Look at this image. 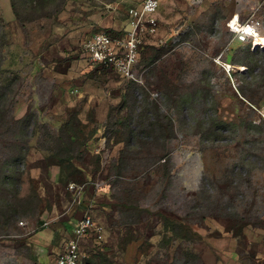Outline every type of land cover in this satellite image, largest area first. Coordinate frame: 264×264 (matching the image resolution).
<instances>
[{
    "label": "rangeland",
    "instance_id": "1",
    "mask_svg": "<svg viewBox=\"0 0 264 264\" xmlns=\"http://www.w3.org/2000/svg\"><path fill=\"white\" fill-rule=\"evenodd\" d=\"M141 1L0 0V114H32L39 130L22 146L27 162L0 169V264H54L84 215L91 263L264 264V51L227 28L237 14L264 36V0H161L143 83L129 86L93 67L82 43L121 36ZM72 112L94 119V175L62 184L67 200L52 203L41 160L53 154L36 141L45 129L44 148L59 150ZM3 123L0 155L21 135Z\"/></svg>",
    "mask_w": 264,
    "mask_h": 264
},
{
    "label": "built area",
    "instance_id": "2",
    "mask_svg": "<svg viewBox=\"0 0 264 264\" xmlns=\"http://www.w3.org/2000/svg\"><path fill=\"white\" fill-rule=\"evenodd\" d=\"M161 0H142L139 5L130 7L127 11L128 21L121 36L113 37L107 31H101L87 37L82 43L83 55L94 66L111 70L123 80L134 85H142V74L137 72L140 47L150 40L157 31L156 12ZM260 22L256 19L241 21L236 14L227 22V28L232 37L240 43H247L251 51H264V36L258 28ZM76 192L81 187L69 185ZM20 225L24 226L23 222ZM43 225H47L46 222ZM93 221L87 215L81 217L74 225L75 238L66 243L63 252L56 258L54 264H91L84 260L80 240L93 230Z\"/></svg>",
    "mask_w": 264,
    "mask_h": 264
},
{
    "label": "trees",
    "instance_id": "3",
    "mask_svg": "<svg viewBox=\"0 0 264 264\" xmlns=\"http://www.w3.org/2000/svg\"><path fill=\"white\" fill-rule=\"evenodd\" d=\"M258 30L260 32V28H258ZM107 33L111 34L110 31H107ZM141 48L142 45L140 49ZM93 67H96L97 69H100L107 73L111 71L108 69L101 68L99 66L93 65ZM127 84H129V86H134V84L131 82ZM30 118L32 119V123L29 121ZM33 120H34V115L32 114L29 115L27 114L24 118L21 119L11 117L9 121L6 120L5 111L0 114V124L4 122L3 124H6L7 129H10L14 132H15L14 129H16L19 126L21 131L20 136L19 134H16L18 137H15V134H10L8 136L9 140H11V143H7L6 147L8 149L6 148L5 151H1L0 169L7 165L12 166L17 162L19 163L21 162L22 164H24V162H27L25 160L29 150L28 148L23 149L22 146H24L26 143H29L31 139L33 140L35 134L39 133V130L35 132L34 127H36L37 124ZM165 120L168 121V123L170 122L168 117H165ZM93 122L94 119L91 118V116H88L84 120H80L76 116L75 112L69 114V119L63 122L64 126L60 132L62 136L60 135L61 139L59 141V142H63L61 143L62 144L61 146H64L66 148L60 146V149L56 151L48 146L47 148H44L46 147L44 141H46V138H49V135L45 132V129H44L45 135L40 134V138H38L39 140L36 141V145L40 146V149H42L43 151H45V149H48L49 152L53 154L52 155L53 157H50L49 160H45L44 157L41 160L42 162L41 172H42L43 181L46 184V186L49 187V191L53 192L54 194L55 200H52V203H57L58 201L61 203L62 199L67 200L66 198L68 197V192L64 187L65 185L62 184H67L69 180H74V179H79L80 182L87 181L89 175L92 176L94 175V172L91 173V171L87 170L86 168V166L91 163V160L96 158L97 156V154L92 151L91 146H89L91 144L90 141L92 140V137L94 136V133L96 131V128L92 126L94 125ZM27 126H32V128L28 129ZM50 167L58 168V173L55 176V180L53 183L52 181H50V177H51L49 171ZM81 168H83L85 171H82ZM89 172L91 174H89ZM58 191H60L62 195H60L61 193L55 194ZM9 206H11V210L16 209L14 205H9ZM5 208L6 209L8 208L6 204H5ZM91 264H96V263H91Z\"/></svg>",
    "mask_w": 264,
    "mask_h": 264
},
{
    "label": "bare ground",
    "instance_id": "4",
    "mask_svg": "<svg viewBox=\"0 0 264 264\" xmlns=\"http://www.w3.org/2000/svg\"><path fill=\"white\" fill-rule=\"evenodd\" d=\"M263 41H264V39H263Z\"/></svg>",
    "mask_w": 264,
    "mask_h": 264
},
{
    "label": "crops",
    "instance_id": "5",
    "mask_svg": "<svg viewBox=\"0 0 264 264\" xmlns=\"http://www.w3.org/2000/svg\"><path fill=\"white\" fill-rule=\"evenodd\" d=\"M55 179V178H54Z\"/></svg>",
    "mask_w": 264,
    "mask_h": 264
}]
</instances>
